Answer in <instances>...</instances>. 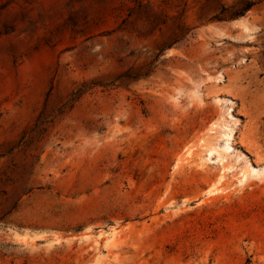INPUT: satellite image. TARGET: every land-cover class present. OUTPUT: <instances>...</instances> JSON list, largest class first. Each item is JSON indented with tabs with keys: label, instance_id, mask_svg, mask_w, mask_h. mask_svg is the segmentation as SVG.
Returning a JSON list of instances; mask_svg holds the SVG:
<instances>
[{
	"label": "rangeland",
	"instance_id": "1",
	"mask_svg": "<svg viewBox=\"0 0 264 264\" xmlns=\"http://www.w3.org/2000/svg\"><path fill=\"white\" fill-rule=\"evenodd\" d=\"M0 264H264V0H0Z\"/></svg>",
	"mask_w": 264,
	"mask_h": 264
},
{
	"label": "trees",
	"instance_id": "2",
	"mask_svg": "<svg viewBox=\"0 0 264 264\" xmlns=\"http://www.w3.org/2000/svg\"><path fill=\"white\" fill-rule=\"evenodd\" d=\"M248 7H250V5Z\"/></svg>",
	"mask_w": 264,
	"mask_h": 264
}]
</instances>
